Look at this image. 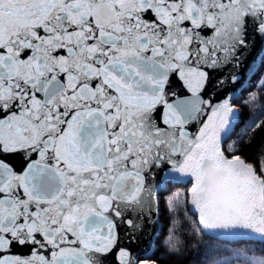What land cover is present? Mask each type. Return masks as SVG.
Masks as SVG:
<instances>
[{"label":"snow or ice","instance_id":"1","mask_svg":"<svg viewBox=\"0 0 264 264\" xmlns=\"http://www.w3.org/2000/svg\"><path fill=\"white\" fill-rule=\"evenodd\" d=\"M0 264H264V0H0Z\"/></svg>","mask_w":264,"mask_h":264}]
</instances>
